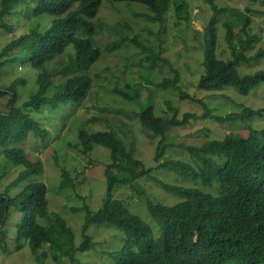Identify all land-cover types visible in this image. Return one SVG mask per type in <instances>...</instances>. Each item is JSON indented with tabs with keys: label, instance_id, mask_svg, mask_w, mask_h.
I'll return each mask as SVG.
<instances>
[{
	"label": "trees",
	"instance_id": "16d2710c",
	"mask_svg": "<svg viewBox=\"0 0 264 264\" xmlns=\"http://www.w3.org/2000/svg\"><path fill=\"white\" fill-rule=\"evenodd\" d=\"M114 1H127L129 7L131 1L145 4L138 14L146 21L160 23L163 26L161 31L172 2L177 26L182 19L191 24L194 17L186 0L0 1V26L8 32L21 22L29 21L24 23L28 30L14 36L0 50V65L3 67L15 64L16 67L23 65L27 68L7 86L0 85V98L9 96V109L0 110V169L3 172L0 176L8 175L3 170L8 161L22 165L6 188L0 189V246L5 247L7 242L15 240L16 247L21 248V242L25 240L41 264H44L49 251L55 259L59 255L73 259L77 249L85 251L94 246L92 236L86 231L89 225L95 224L114 226L125 234L124 244L109 251L113 253L116 264H264V106L253 108L242 104L239 112L215 116L206 104L200 115L188 110L180 116L179 109L168 102L172 113L169 116L164 111L156 112L155 106L147 103L133 117L142 128L160 136L154 156L155 167L146 166L134 146L123 140L115 128L90 129L91 124L102 121V117L74 120L76 142L69 144L79 154L90 158L97 145L109 150L110 159L102 164L105 194L95 211L88 203L71 207L86 213L83 239L78 246L75 245L73 227L62 214L50 210L48 187L42 180L43 162L29 157L26 143L33 136L41 137L46 145L49 138L51 143L53 129L56 131L54 116L58 112L65 113L71 108L74 118L80 117L79 106L87 99L93 86L89 71L104 51L120 49L128 44L138 50L135 55L145 57L146 73L140 83L112 89L123 101L139 104L141 91L150 83L178 91L181 99L203 104L200 98L184 90L179 69L163 56L162 49H157L138 35L125 37L120 32V38L110 41L104 48L96 44V30L103 26L98 21L102 5L121 4ZM209 1L213 14L207 25V48L200 62L202 71L196 87L208 91L232 89L249 95L264 84V69L243 72L241 66L258 65L264 59V47L248 54L259 40L256 34L250 33V17L238 15L242 26L236 33L232 22L224 20V7L215 0ZM249 1L264 3V0ZM126 19L134 20V16ZM129 20H125L126 31L134 28ZM222 20L225 28L223 38L230 50L228 58H223L220 51L217 54V28ZM53 61L57 66L49 67ZM157 61L171 69V77L164 76L159 82L151 78L153 74L161 78L156 69ZM139 63L142 64L141 61ZM28 70L35 73L36 86L21 101L20 88L28 84ZM207 117L221 122L243 119L248 123V134L230 130L223 138L207 139L199 145L165 142L171 128H182L191 119ZM48 119L51 127L47 124ZM259 120L262 121L258 123ZM53 136L57 138V135ZM169 146L181 147L188 156L165 158ZM90 162L94 161L90 159ZM156 167L173 174L174 180L153 174ZM60 169L62 178L58 188H71L79 198H86L84 193L76 192L78 187L70 171L64 166ZM143 178L153 180L166 194L176 199L166 203L145 196L142 200L149 216L155 220L159 234L140 214L133 212L129 204L127 206L123 199L115 196V191L125 186L137 195L145 193L139 185ZM12 188H15L13 192Z\"/></svg>",
	"mask_w": 264,
	"mask_h": 264
},
{
	"label": "rangeland",
	"instance_id": "374dc122",
	"mask_svg": "<svg viewBox=\"0 0 264 264\" xmlns=\"http://www.w3.org/2000/svg\"><path fill=\"white\" fill-rule=\"evenodd\" d=\"M186 1L189 3L191 16H194L191 24L186 19H182L177 26L176 10L172 2L166 14V23L163 31H161L163 26L160 23L146 21L143 16L138 14L145 8L143 3L131 1L130 7L126 5L128 4L127 1H114L115 3H121L120 5L103 3L98 16V21L103 26L97 28L94 40L97 45L104 48L110 41L119 39L120 32H123L125 37L138 35L157 49L161 48L163 56L172 61L174 67L179 69L182 83L185 85L184 90L200 98L203 104L190 101L189 99H181L178 91L165 89L159 87L158 84L150 83H147L141 91L142 97L138 100L139 104H136L135 101H123L112 89L114 87L127 88V85H136L142 81L146 73L145 57L139 54L135 55L138 50L125 44L120 49L104 51L103 56L91 67L89 73L93 78V86L87 99L79 106L80 117L74 118L71 108L65 113L58 112L54 116V128H56V131L53 129L52 132L53 135H57L56 139L52 135L51 143L48 138L49 143L46 145V142L41 137L33 136L26 143L29 157L40 159L43 162L42 180L48 187L49 208L62 214L73 227L76 246L83 239L82 226L86 213L84 210H72L71 207H78L88 203L91 209L95 211L102 204L106 188L103 175L104 165L102 164L109 161L110 156L109 150L102 147V145L95 146L94 153L90 155V158L79 154L76 148L69 144L70 142H76L74 137L77 126L74 127L72 121L75 120L77 122L81 118L87 119L94 116L102 117L103 120L92 123L90 129L115 128L123 140L134 146L137 155L143 159L146 166L155 167L157 162H155L154 156L160 136L153 135L151 131L142 128L138 124L137 119L133 117L135 112L147 105V103H152L156 112L164 111L169 116L172 113L169 111L168 102L179 109L180 116L188 110L195 111L200 115L203 113L206 107L204 105L206 104L215 116H225L230 112H239L242 109V104L253 108L264 106V84L249 95L240 94L232 89L208 91L196 87L197 78L202 71L200 62H202L207 48V25L213 11L210 8L211 3L209 0ZM215 1L219 6L224 7L226 13L224 20L232 22L236 33L242 26L238 15L246 14L250 17V33L256 34L259 40L254 44V48L248 51V54H254L259 48L264 47V3L261 1L252 3L249 0ZM132 9L134 10L132 11ZM130 15L134 16V20L126 19L127 17L130 18ZM183 15L187 14L183 13ZM125 20L132 22L134 28L130 31H126ZM224 20L218 23L217 54L220 51L223 58H228L230 57V50L223 38L225 35ZM24 23L21 22L16 25V29L11 32L0 26V50L14 36H18L28 30ZM53 66H57L55 61L49 64V67ZM258 68L264 69V59L256 66H241L243 72H254ZM26 69L23 65L16 67L13 64L8 68L7 65H4V67L0 65V85L7 86L17 75L23 74ZM156 69L161 76L159 79L155 74L151 75V78L156 82L158 80L161 81L164 76L168 75L171 77L173 74L171 69L160 61H157ZM34 77L35 73L28 70V84L26 87L21 86L20 88L22 92L21 101L26 99L36 86ZM149 89L153 90V93L150 94ZM149 94L150 96H148ZM8 99L9 96L0 98V110L7 111L9 109ZM49 121L48 119L47 124L51 127ZM261 121L257 122L260 123ZM64 123L67 125L64 126ZM131 123L135 124L131 125ZM247 128H249L248 123L243 119H226L222 122L212 117H207L206 119L198 118L197 120L191 119V122L182 128H171L166 134L165 142H173L175 143L174 145H199L207 139L223 138L225 133L230 130L247 135ZM187 156L186 150L183 151L181 147L169 146V148H166L165 158H183ZM90 159L94 162H90ZM59 165L66 167L70 171L71 178L75 180V184L78 187L76 192L84 193L86 198H79L78 194L71 188H66L65 190L58 188L62 178ZM21 169L22 165H15L13 161H8L6 166H3V170H6L8 175L0 176V189L4 190L6 185L17 176ZM1 173L3 172L0 169ZM152 173H156L170 181L174 180L173 174L171 175V173L163 171L161 168H153ZM139 185L144 189L145 193H138L137 195L129 186H125L118 188L115 191V196L123 199L126 205L129 204V208L133 212L140 214L145 221L152 225L155 233L159 234V228L156 226L155 220L149 216L147 207L142 200L145 196L166 203H172L176 199L172 195L166 194L151 179L143 178L139 180ZM14 190L15 188H12V192ZM128 195L132 197L128 198ZM64 203L66 207H64ZM40 220L43 221L44 219L40 218ZM86 233L90 234L95 242L91 249L85 251L77 249L73 259L64 255H59L55 259L54 254L49 251L47 256L44 257V264H116L113 253L109 251L116 250L124 244L126 236L123 231L114 226L91 224ZM21 243L23 244L21 248L16 247L17 242L15 240L7 242L5 247L0 246V264H41L36 256L32 254L28 242L22 240Z\"/></svg>",
	"mask_w": 264,
	"mask_h": 264
}]
</instances>
